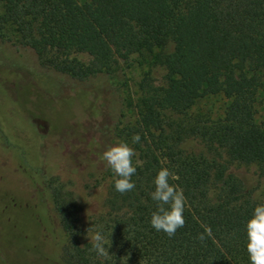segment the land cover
<instances>
[{
	"label": "trees",
	"instance_id": "obj_1",
	"mask_svg": "<svg viewBox=\"0 0 264 264\" xmlns=\"http://www.w3.org/2000/svg\"><path fill=\"white\" fill-rule=\"evenodd\" d=\"M0 42L31 50L41 68L62 75L64 83L38 104L48 136L92 160L109 145L141 136L132 145L139 161L135 189L116 192L105 167V210L86 224L91 235L103 227L106 247L111 240L107 261L90 251L89 239L81 241V204L57 177L44 185L64 243L58 256L43 248L54 228L50 211L43 187L20 166L18 178L0 173V195L14 194L19 203L24 245L11 235L0 204V264H249L244 223L264 201L254 199L228 166L264 163V113L258 114L264 104V0H0ZM148 61L163 66V84L144 73L118 111L94 105L117 71ZM0 78L22 93L20 110L27 108L23 97L42 95L14 71L2 70ZM210 96L225 100L216 117L195 110ZM113 115L109 129L103 118ZM190 138L221 149L226 160L185 151ZM162 167L175 173L169 182L186 197L185 225L171 238L149 225L151 181ZM206 227L211 235L200 241Z\"/></svg>",
	"mask_w": 264,
	"mask_h": 264
},
{
	"label": "rangeland",
	"instance_id": "obj_2",
	"mask_svg": "<svg viewBox=\"0 0 264 264\" xmlns=\"http://www.w3.org/2000/svg\"><path fill=\"white\" fill-rule=\"evenodd\" d=\"M172 48L170 43L167 50ZM9 70L24 76L34 83L37 93L23 97L27 108H17L22 93L16 89H10L12 84L2 81L0 78V173H12L15 178L20 177L19 167L23 166L30 172L32 178L39 183L44 190V198L47 202L52 225V234L45 236L47 239L43 248L55 255H59L64 243V236L59 228L58 220L51 208L49 193L44 181L51 177H57L65 185L66 189L73 192L77 201L81 204L79 225L82 229L81 241H86L91 236L90 229L86 227L91 218L105 210L104 202L107 196L108 179L102 177L105 165L100 160L82 156V152L74 145L61 142L59 139L47 135L48 120L43 117L42 108L45 100V92L54 93L56 87L64 83L62 75L52 70L41 68L29 49H17L8 43L0 42V71ZM144 73H149L156 84L164 83V68L159 63L151 61L139 64L134 62L130 67H123L108 79V84L102 89V97L94 102L100 110L109 112L119 110L121 99L128 92L137 89V84ZM7 76L12 74L7 73ZM11 85V86H10ZM1 88L3 90H1ZM16 103V104H15ZM225 100L220 96H210L201 99L196 107L205 117H216L222 113ZM96 109V108H94ZM264 113V104L258 106V114ZM115 115L104 117L103 123L107 128L113 125ZM182 147L185 151L195 154H205L209 158L215 157L225 161L226 155L217 148L209 149L200 139H187ZM218 153L221 156H218ZM228 172L238 176L245 189L251 196L264 201V163L242 164L231 162ZM25 180V178H23ZM23 180V181H24ZM0 204L7 217L11 228V235L24 245V234L20 230L17 218L19 203L14 194L3 193L0 195ZM0 228L4 227L0 225ZM8 233V231H6ZM32 264H44L34 261ZM46 264H55L48 260Z\"/></svg>",
	"mask_w": 264,
	"mask_h": 264
},
{
	"label": "clouds",
	"instance_id": "obj_3",
	"mask_svg": "<svg viewBox=\"0 0 264 264\" xmlns=\"http://www.w3.org/2000/svg\"><path fill=\"white\" fill-rule=\"evenodd\" d=\"M139 133L131 137V144L127 141L109 145L100 155V160L105 167L113 173L114 190L121 195L131 192L136 184L132 179L137 174L139 161L136 150L132 145L140 144ZM175 173L168 168H160L152 178L153 190L149 193L150 199L155 204V210L151 212L149 225L156 232L164 233L169 238L175 236L178 229L185 225L184 212L186 197L179 185L170 183V179H176ZM245 251L249 264H264V203L257 204L250 217L244 223ZM211 235V228L206 227L198 234V239L204 241ZM91 241L90 251L104 261L109 259V251L106 247L108 237L102 226L98 227L89 237Z\"/></svg>",
	"mask_w": 264,
	"mask_h": 264
}]
</instances>
